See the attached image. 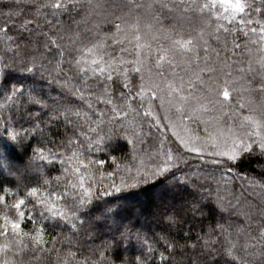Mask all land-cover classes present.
Instances as JSON below:
<instances>
[{
    "label": "snow or ice",
    "instance_id": "1",
    "mask_svg": "<svg viewBox=\"0 0 264 264\" xmlns=\"http://www.w3.org/2000/svg\"><path fill=\"white\" fill-rule=\"evenodd\" d=\"M0 23L12 53L0 57V264L29 253L27 264H156L157 252L168 264L178 245L167 236L137 232L134 256H121L115 236L87 256L74 239L89 211L115 223L112 193L147 180L183 202L158 209L169 224L181 212L218 214L184 247L264 264V176L242 170L264 158V0H0ZM120 141L130 159L113 154ZM189 157L213 174L201 182ZM236 179L259 206L232 194ZM130 235L125 227L120 239Z\"/></svg>",
    "mask_w": 264,
    "mask_h": 264
},
{
    "label": "trees",
    "instance_id": "2",
    "mask_svg": "<svg viewBox=\"0 0 264 264\" xmlns=\"http://www.w3.org/2000/svg\"><path fill=\"white\" fill-rule=\"evenodd\" d=\"M159 14L160 19L167 25L168 21L165 19L168 15L167 11L165 10ZM223 23L226 27L233 24L231 21H223ZM235 23L238 24V21ZM0 27H3V23H0ZM9 35H14V33L9 32ZM234 36L235 34L229 36V39L231 40ZM249 39L252 40L253 49L255 51V47L258 46L256 44L258 38L250 37ZM229 47H231V44H229ZM0 57H4L6 60L12 58V53L10 52L5 56L3 44H0ZM14 75L21 76L23 74L17 71L14 72ZM30 110L36 111L37 109ZM12 111L14 112L15 109ZM16 118L18 119V117ZM23 126L25 128L29 127L27 123ZM119 143L122 146L113 154L123 156L127 153L130 159L132 156V145H128L126 141H120ZM33 144H35V141H33ZM144 147L147 148V145ZM16 153L18 156H23V148H17ZM189 160H191L192 169L200 172L201 182L204 181L206 176H211L213 174L210 166H205L204 169H201L199 168V161L192 157H189ZM120 162L122 164L124 163L123 160ZM262 169H264V158L254 157L242 165V170L248 176H252L257 180H260L261 176H264V170ZM184 171L188 172L189 169L185 168ZM53 174L55 175L57 173ZM177 175H182V173H177ZM119 180L120 175L118 174L115 177L116 183H119ZM104 183L107 185L109 183V178H104ZM230 190L232 194L239 197L242 202L247 200L259 206L260 197L253 193V188L247 183V180H234L230 186ZM256 192H259L258 188ZM112 195L120 197L117 203L122 205L120 214L116 217L115 223H113L111 219L106 220L101 218L99 213L95 211H89L87 215L82 218L85 221L84 228L74 239L81 244L80 250L85 256L94 252L101 245L102 241L108 240L115 242L113 241V236L116 237V240H119L118 251L121 256L138 255L141 244L140 241L136 239V234L139 232L143 237L153 242H155L156 237L160 235L167 236L170 240L175 241L178 247L169 258L168 264H223L224 258L218 254V247L215 252L211 249H202L200 247H197L195 250L191 247H184L186 236L190 234L189 243L194 242L196 236L198 234L202 235L209 225H215L216 221L219 219L215 210L210 208L203 209L202 217L199 214L193 216L191 213L185 215L181 212V216L178 218L177 222L169 224L162 219L158 209L162 211L165 207H168L169 211H171L172 208L179 210L182 208L183 202L179 197H176L173 192L164 191L161 185L157 184L154 180H147L137 188L123 189L120 193H112ZM185 199L191 201L193 197L186 194ZM256 219H259V217L257 216ZM125 227L130 230L131 235L125 239H120V232L124 231ZM255 227L256 226L253 225V235H256ZM117 229H119V231H117ZM63 231H66V229L57 227L52 229L51 234L55 235L56 232ZM241 244H243V238L241 239ZM161 245L162 241L160 243H154V248L163 251ZM57 247L59 248L61 245L58 244ZM30 255L29 253L24 257L26 264ZM156 255V264H160L158 259L159 253L157 252ZM165 255L167 256L168 253H165ZM17 259H19V257ZM43 264H55V257L45 260Z\"/></svg>",
    "mask_w": 264,
    "mask_h": 264
}]
</instances>
